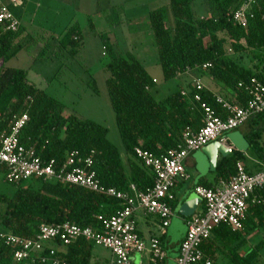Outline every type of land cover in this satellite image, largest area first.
I'll use <instances>...</instances> for the list:
<instances>
[{
    "label": "trees",
    "instance_id": "trees-1",
    "mask_svg": "<svg viewBox=\"0 0 264 264\" xmlns=\"http://www.w3.org/2000/svg\"><path fill=\"white\" fill-rule=\"evenodd\" d=\"M192 1L168 0L167 8L160 6L148 11L163 80H172L187 70L206 72L234 94L235 99L228 100L243 105L248 97L244 87L252 78L264 85V0H256L245 26L232 20L233 11L242 0H207L216 11L215 17L196 19ZM167 9L173 19L171 24ZM20 27L16 31H3L0 27V135L7 134L12 120L25 113L28 121L20 132V142L33 147L41 158L62 163L67 153L77 151L83 158L91 156L90 170L103 187L125 191L134 184L138 191L150 188L153 174L135 157L134 148L140 146L161 155L180 142L187 126L197 130L202 125V113L192 99V91L181 94L182 89L176 88L157 99L152 94L155 82L136 55L118 54L108 38L101 35L103 55L107 57L105 69L109 72L105 86L125 151L124 160L107 139L108 129L104 125L62 114L63 102L29 82L25 69L5 66L22 48L16 45ZM58 43L68 55H77L83 46L78 25L70 26ZM205 63L210 67L199 69ZM88 87L97 93L92 77ZM200 94L222 115L215 95L205 88ZM263 130L260 126L248 133L252 147ZM241 158L235 151L222 157L216 164V179L228 181ZM27 181V185H21L23 181L12 183L16 185L12 195L0 193V232L34 237L40 224L64 221L100 230L101 221L121 206L117 199L80 186L41 179ZM256 193L264 197V188ZM254 231H259L261 237L246 248V237ZM94 245L79 238L62 247L56 256L65 264H99L91 261ZM200 248L213 264H260V252L264 250V206L248 204L242 230L232 231L219 225L213 229L212 239L203 241ZM12 252L13 247L0 240V264H14ZM32 264L45 263L35 260ZM158 264H165V259Z\"/></svg>",
    "mask_w": 264,
    "mask_h": 264
},
{
    "label": "built area",
    "instance_id": "built-area-1",
    "mask_svg": "<svg viewBox=\"0 0 264 264\" xmlns=\"http://www.w3.org/2000/svg\"><path fill=\"white\" fill-rule=\"evenodd\" d=\"M5 1L0 0V27L3 31H16L20 22L10 6L20 4V0ZM255 4L256 0H242L233 11L232 20L245 26L252 17V7ZM208 67L210 64L205 63L199 69L205 70ZM189 71L191 70L186 72ZM203 89L200 78L194 77L190 81V89L181 90V94L192 91V99L199 105L202 125L197 130L187 126L181 134L180 142L161 155H154L140 146L134 148L135 157L154 177L153 185L144 191H138L134 184H130L125 191L103 187L95 172L90 170V155L83 158L77 151L69 152L62 163L41 158L33 147L20 142L19 135L28 121L27 114L15 117L9 132L0 135V176L4 181L18 183L41 179L72 184L117 199L121 206L101 221L100 230L64 221L40 224L34 237L0 232V240L13 247V263L32 264L37 260L45 264H65L56 256V252L79 238L110 252V259L104 264H130L132 254L144 252L148 254L149 264H158L166 259L159 236L144 240L138 234L136 212L142 211L155 216L162 235L173 216L175 181L189 178L184 164L187 156L212 141L225 138L226 132L264 112V85L255 78L244 87L248 97L243 105L220 95L214 96L222 115L202 99L200 91ZM235 170L228 181L221 180L218 185L209 187H194V193L202 200L203 208L185 219L187 229L179 245L176 264H213L200 248L203 241L212 239L213 229L226 225L232 231H240L243 229L248 204L258 203L264 206V197L256 193L264 188V165L259 171L250 173L237 162Z\"/></svg>",
    "mask_w": 264,
    "mask_h": 264
},
{
    "label": "rangeland",
    "instance_id": "rangeland-1",
    "mask_svg": "<svg viewBox=\"0 0 264 264\" xmlns=\"http://www.w3.org/2000/svg\"><path fill=\"white\" fill-rule=\"evenodd\" d=\"M23 1V6L15 10L22 25L16 45L22 48L5 66L25 69L30 75L39 71L36 73L42 77L36 86L63 102L62 114L76 115L104 125L108 129L107 139L117 147L122 157L125 156L105 86L109 72L105 69L107 57L103 55L101 35L108 38L118 54L132 52L140 58L155 82L152 94L162 98L177 88L179 80H163L147 14L160 6L167 8L168 0ZM191 10L194 19L216 15L207 0H193ZM167 14L171 24L173 19L168 9ZM72 25H78L83 35V46L74 57L51 47L53 38H59ZM141 51H144L143 55H140ZM89 77L94 79L97 93L88 87ZM244 127L231 131L241 132ZM248 162L247 158L242 159L243 164ZM27 183L29 181L26 180L21 185ZM15 189L16 185L7 183L0 176V193L12 195ZM155 233L160 235L158 228ZM257 233L260 232L248 234L246 248L261 237ZM92 254L110 257V252L99 245L93 246ZM165 264L176 263L167 258ZM260 264H264V250L260 252Z\"/></svg>",
    "mask_w": 264,
    "mask_h": 264
},
{
    "label": "crops",
    "instance_id": "crops-1",
    "mask_svg": "<svg viewBox=\"0 0 264 264\" xmlns=\"http://www.w3.org/2000/svg\"><path fill=\"white\" fill-rule=\"evenodd\" d=\"M23 4L24 1L20 0V4L15 6L14 5L10 6V9L14 13V15L18 18L19 22H20V18L15 10L23 6ZM20 26L19 27L22 28L21 22H20ZM57 38L56 39L53 38V42L51 45L52 49L57 48L65 51L59 46ZM41 46L43 48L45 47V45H41ZM143 54L144 51H141L140 55ZM137 58L140 60L139 57ZM145 69L147 71V67H145ZM36 72H32L31 75L30 73H27L28 81L34 83L35 85L37 82H39V78L42 77L39 73ZM194 77L200 78V80L204 85L205 90L209 91L213 95H220L224 98H228L231 100L235 99L234 94L231 91L227 90L224 87V85L214 80L206 72H199L197 70H191L189 72H185L184 74H180L177 77H175L174 79L179 80V84L177 88L189 90L190 81ZM88 79H90V77ZM243 126H245L244 127L245 129H242L241 132L239 131L235 132L230 130L224 134L225 135L224 137L226 138V142L230 144L231 152L232 151L238 152L242 156L239 162L245 167L246 171L253 173L259 171L264 165V140H263L264 130L260 132L257 142L254 144L253 147L249 143L248 133L251 132L252 130H257L258 127L260 126L264 127V113H262L259 116L251 118L245 124H243L242 127ZM222 157H223L222 155L218 154L217 162ZM124 158L125 157H123V159ZM244 158L248 159L249 162L247 164L242 163V159ZM184 164H185L186 172L189 175V178L185 180L180 178L175 181L174 189H173L175 193V199L172 202L173 216L171 217L168 226L165 228L164 233L162 235L161 234L156 235L155 231L158 228V220L155 216L147 215L142 211H137L135 215L137 231L140 237L143 238L144 240H148L152 236H159L162 246L166 252V259L168 258L170 259V261L173 260L174 263H176L175 259L178 255L179 245L183 240L187 229L185 223V219L187 217L182 216L180 214L181 209L184 207V205L187 203L188 200L195 197L199 199H196L197 201L194 208V213L199 212L203 208V203L200 197L194 193V187L196 185H202V183H206L211 186L218 185L222 180L219 178L216 179L215 171L209 170V163L207 156L201 151V149L192 151L185 159ZM246 239H247L246 242L248 243L249 237L247 236ZM109 259L110 257L101 258L97 254L95 255L92 254L91 261L101 264L109 261ZM130 264H149L148 254L146 252L142 254L140 253L132 254L130 258Z\"/></svg>",
    "mask_w": 264,
    "mask_h": 264
},
{
    "label": "water",
    "instance_id": "water-1",
    "mask_svg": "<svg viewBox=\"0 0 264 264\" xmlns=\"http://www.w3.org/2000/svg\"><path fill=\"white\" fill-rule=\"evenodd\" d=\"M200 149L207 156L210 171H215L216 169L218 154L224 157L231 152L230 144L226 142V138H221L219 140L212 141L204 145ZM196 199L199 198L194 197L187 201V203L180 211V214L182 216L188 217L194 213V208L197 201Z\"/></svg>",
    "mask_w": 264,
    "mask_h": 264
}]
</instances>
